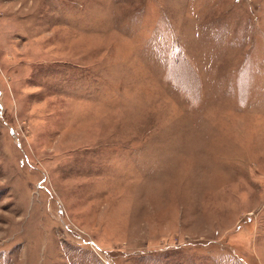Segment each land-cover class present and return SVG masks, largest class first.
<instances>
[{
    "label": "rangeland",
    "instance_id": "rangeland-1",
    "mask_svg": "<svg viewBox=\"0 0 264 264\" xmlns=\"http://www.w3.org/2000/svg\"><path fill=\"white\" fill-rule=\"evenodd\" d=\"M0 264H264V0H0Z\"/></svg>",
    "mask_w": 264,
    "mask_h": 264
}]
</instances>
